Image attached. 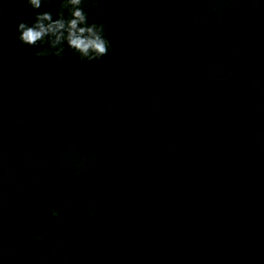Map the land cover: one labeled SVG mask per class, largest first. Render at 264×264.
Listing matches in <instances>:
<instances>
[{"label":"water","instance_id":"water-1","mask_svg":"<svg viewBox=\"0 0 264 264\" xmlns=\"http://www.w3.org/2000/svg\"><path fill=\"white\" fill-rule=\"evenodd\" d=\"M83 7L97 61L0 0V264H264V0Z\"/></svg>","mask_w":264,"mask_h":264},{"label":"clouds","instance_id":"clouds-1","mask_svg":"<svg viewBox=\"0 0 264 264\" xmlns=\"http://www.w3.org/2000/svg\"><path fill=\"white\" fill-rule=\"evenodd\" d=\"M33 10H39L45 0H26ZM55 16L50 11H36L32 21L16 26L17 39L29 47H39L37 58L63 57L66 48L80 60L97 61L106 56L111 42L103 23L89 22L83 5L85 0H58ZM53 216L57 215L55 211Z\"/></svg>","mask_w":264,"mask_h":264}]
</instances>
